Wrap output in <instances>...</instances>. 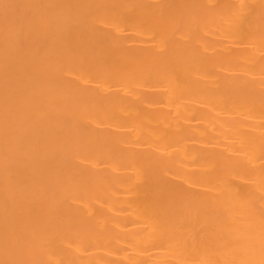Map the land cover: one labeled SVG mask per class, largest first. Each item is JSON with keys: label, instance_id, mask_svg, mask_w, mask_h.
<instances>
[{"label": "bare ground", "instance_id": "1", "mask_svg": "<svg viewBox=\"0 0 264 264\" xmlns=\"http://www.w3.org/2000/svg\"><path fill=\"white\" fill-rule=\"evenodd\" d=\"M0 264H264V0H0Z\"/></svg>", "mask_w": 264, "mask_h": 264}]
</instances>
